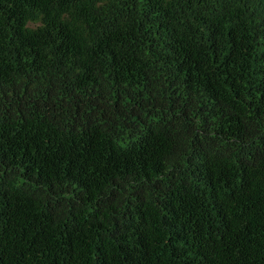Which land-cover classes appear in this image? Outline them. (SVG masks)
I'll use <instances>...</instances> for the list:
<instances>
[{"label":"trees","instance_id":"trees-1","mask_svg":"<svg viewBox=\"0 0 264 264\" xmlns=\"http://www.w3.org/2000/svg\"><path fill=\"white\" fill-rule=\"evenodd\" d=\"M0 264H264V0H0Z\"/></svg>","mask_w":264,"mask_h":264}]
</instances>
